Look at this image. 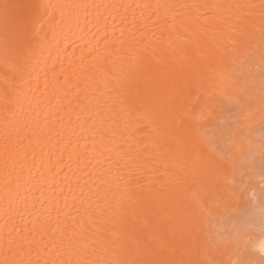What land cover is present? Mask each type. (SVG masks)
I'll use <instances>...</instances> for the list:
<instances>
[{"label": "bare ground", "instance_id": "obj_1", "mask_svg": "<svg viewBox=\"0 0 264 264\" xmlns=\"http://www.w3.org/2000/svg\"><path fill=\"white\" fill-rule=\"evenodd\" d=\"M261 3L0 0V261L8 241L21 238L17 259L26 264L178 258L183 205L199 198L221 218L234 207L228 186L208 175V163L220 158L203 148L208 140L230 149L256 193L249 199L258 217ZM5 4L12 6L7 18ZM20 19L29 36L22 64L12 41ZM192 72L205 78L206 92L191 93L178 122L154 94ZM17 97L19 105L5 104ZM250 98L256 103L241 112ZM248 244L258 260L259 225Z\"/></svg>", "mask_w": 264, "mask_h": 264}, {"label": "snow or ice", "instance_id": "obj_2", "mask_svg": "<svg viewBox=\"0 0 264 264\" xmlns=\"http://www.w3.org/2000/svg\"><path fill=\"white\" fill-rule=\"evenodd\" d=\"M63 7V6H60ZM264 12V0L260 5ZM11 5L3 6L6 18L10 14ZM12 41L14 55L19 63L25 59V49L29 43L28 25L23 19L15 21L12 28ZM7 49V41H6ZM261 49L264 53V32H262ZM7 54V52H6ZM254 80V77H249ZM204 77L196 72L178 75L171 80L165 81L162 89L154 94V102L162 106V110L169 116L181 122L187 115L188 97L193 91L205 93ZM261 89L260 103L264 105V75L259 79ZM21 98L14 101L5 100V104L19 105ZM256 103L250 98L245 105H238L239 110L244 112L250 110ZM264 125V120L261 121ZM208 153H215L220 158L210 161L207 171L213 182L222 181L228 186L229 195L234 207L227 211L223 218L211 215L206 203L197 198L196 203H187L182 206V216L186 223V230L182 232L173 243L174 252L178 258L162 262V264H264V245L260 248V258L254 259V251L249 247L248 241L251 233L258 225L264 233V199L260 201L259 216L252 211L249 192L254 199L256 193L245 180L244 173H238L235 162L228 155L230 149L221 144L208 140L203 144ZM262 158L261 169L264 171V143L261 145ZM19 187V185H18ZM261 197H264V186L261 187ZM8 198L14 199L9 194ZM208 213V215H205ZM217 222L220 227H217ZM23 238L18 244L15 240H9L5 252V260L0 264H26L24 259H17L24 254ZM201 253L208 256L207 259H199ZM30 255V252L28 253ZM11 257L10 259L8 257ZM228 256L225 260L224 257ZM27 264H32L31 260ZM55 264V262H52Z\"/></svg>", "mask_w": 264, "mask_h": 264}, {"label": "rangeland", "instance_id": "obj_3", "mask_svg": "<svg viewBox=\"0 0 264 264\" xmlns=\"http://www.w3.org/2000/svg\"><path fill=\"white\" fill-rule=\"evenodd\" d=\"M257 65H258V63H257L255 66H256L257 68H259ZM259 93H260V92H259ZM259 93H258L257 96H259V95L261 94V93H260V94H259ZM232 97L235 98V99H233ZM232 99H233L234 104L238 101V99H236L235 95H232V96H231V100H232ZM231 102H232V101H231ZM231 102H230V104H233V102H232V103H231ZM227 103H228V102H227ZM230 104L228 103L229 106H231ZM231 107H233V106H231ZM235 107H236V104H235Z\"/></svg>", "mask_w": 264, "mask_h": 264}]
</instances>
